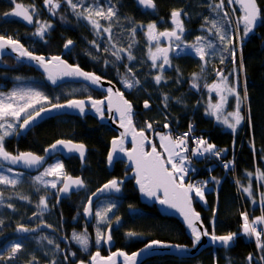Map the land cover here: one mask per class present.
Wrapping results in <instances>:
<instances>
[{
  "label": "snow or ice",
  "instance_id": "6c2138e0",
  "mask_svg": "<svg viewBox=\"0 0 264 264\" xmlns=\"http://www.w3.org/2000/svg\"><path fill=\"white\" fill-rule=\"evenodd\" d=\"M138 5L145 9H150L153 12L156 10L155 0H137ZM229 5H239L241 15L236 16L234 19L230 18V12L225 9V0H219V3H209L208 7L211 12L216 14V18L204 17V24L202 28L206 33L214 37L210 39L209 35H198L195 37L194 42L187 43L184 40L186 32L183 17L188 16V13L183 9H173L170 13L171 29L164 31L157 30L155 21L148 24L134 25L130 29V34L134 37L137 27L145 29V35L149 41L148 47V60L151 62V68L156 70L157 74L152 77L156 85H161L167 82V77L164 72L167 68H175L172 63V54H192L199 58L201 62V72L207 66L211 57L219 55L220 63H224L225 53H228L235 64L237 48H241V63L238 70L225 75L222 71L217 70V82L212 84H205L204 87L209 89V92H216L219 95L217 103H209L206 108V114L213 116L218 122L232 129L233 133L245 121L246 117L241 113V106L248 101L247 82L244 81L243 96H241V82L240 72L244 71L242 61V44L243 38L247 37L257 27L258 23L264 20L262 10L258 4V0H227ZM66 4L77 18L86 20L94 30L98 37L107 34V45L103 49L95 40L90 43L97 53H108L114 59L104 60L105 66L109 63L116 64L122 62L125 58L131 62L136 60L132 53L133 44L130 43L127 48L118 47L113 41V24L118 22V10L115 4L109 3L106 6L100 0H43L44 7L49 11L52 16H56L62 7ZM13 8L10 12L4 13L5 17H16L24 21L28 25H34L35 31L33 36L39 37L44 40L45 36L53 28V25L41 20L40 10L37 8L34 0L31 4H24L13 0ZM232 12L236 8L231 9ZM64 17L61 16L60 19ZM127 19V18H126ZM103 21L104 23H101ZM105 23L107 27H105ZM243 25L242 29L240 26ZM234 27L235 31H230V27ZM237 32H242V35L237 36ZM166 40L167 46H162L161 41ZM66 51H71L74 47V41L67 39L63 45ZM153 48L155 49L153 51ZM14 53L17 61L29 60L34 61L35 64L42 68L46 74L47 80L53 85L63 81L65 78H78L85 82L82 89L74 90L69 95L73 98L66 99L63 103L59 102V97H53L46 94L44 91L33 86H20L11 89L8 92L0 91V167L4 164L8 165H23L27 169L39 168L45 164V156L38 155L31 151L17 152L13 154L6 148L7 138L19 135L22 129H28L37 120L42 119L45 115L52 112H58L63 109H72L78 111L81 115L85 113L86 108L90 107L98 114L99 118H105V111H107L112 119L118 122L119 127L123 129L119 136L111 140V150L108 153L107 161L109 165L113 163L114 158L119 153H123L129 161L134 165V178L142 194L150 198H155L161 205H166L170 208L176 209L182 215L187 227L189 228L193 244L195 248L202 240V237H209L211 242L216 245L219 244L225 248H229L234 244L238 233L228 232L224 235H217L215 231L216 224V209H213V216L211 219L212 231L209 232L208 228L204 226L203 219L199 212H196L192 207L193 196L197 197L204 203H207L205 198V191L208 181L200 184L185 183V177L190 171L191 159L190 157H202L207 155L216 158L221 157L222 152L226 149H217L215 144L209 143L208 140L202 137L193 136V125H189V131L181 133L179 136L173 137L171 131L168 133H156L158 140L148 138L146 132L153 130L151 122H144L141 128L136 127V121L133 120V104L125 98L124 93L118 88L114 90L113 87L106 89L107 95L103 99H94L91 95L85 98H75V91L87 92L91 86L102 87L104 77L97 75L95 72L85 71L77 64H70L62 56L52 55L44 56L37 55L34 51L29 50L21 42L20 39L14 38L12 35L0 33V60L3 59L7 53ZM97 59L96 56L92 57ZM126 71L121 76V83L126 90H134L142 86V81L137 77L132 67L127 64L124 65ZM179 72V69H175ZM229 76H234L233 81H229ZM15 79L21 80V77ZM201 75L193 73L191 80V87L199 89ZM109 83H111L109 81ZM234 96L236 100L235 110L225 112V105L227 104L228 97ZM164 107L167 108L170 97L164 94L163 97ZM179 102V101H178ZM143 107L149 109L151 106L147 100L144 101ZM249 123V115L247 117ZM164 128H169L168 124L163 125ZM130 138L132 147L130 149L125 147L126 141ZM189 140H192L195 147L189 148ZM159 143V149L157 148ZM252 147L255 148L253 142ZM150 149V150H148ZM57 150L66 153H77L79 159L83 162L87 152V146L84 143H76L71 139H58L48 148L45 154L49 155ZM235 161L224 163L227 169L233 166ZM12 173L13 168L7 167L4 171H0V186H9L15 189L21 183L20 177L23 175L21 172H16L15 175H8ZM255 175L257 180L264 182V170L257 168L255 173L248 172L249 177L248 185L244 186L237 181L239 185L238 191H242L252 198V203L256 204L257 200L252 188L251 177ZM52 177V179H48ZM217 184L220 182L215 177L211 178ZM33 181L40 187L36 188V192L43 189H55L57 196V204L60 202V196H68L74 190H87V184L80 176L73 177L65 171V165L62 160H57L55 163L49 164L44 167L43 172L33 177ZM123 181L113 178L105 183L102 187L91 192L87 196V202L83 208V213L86 217L95 218L96 224V245L110 244L113 240L112 224L113 219L110 214L114 215V209L117 205L111 200H105L94 207V197H98L104 193L120 192ZM59 185V187H58ZM264 187V183L260 184ZM21 200L31 201L29 196H19ZM49 195H41L37 202V211L33 213L39 222L36 227H29L21 223L16 226L17 233H36L42 227L52 228L51 224H47L43 219L45 212L49 210ZM5 203V191L0 187V205ZM261 209V215L254 218L249 217L248 212L243 211L240 213L242 223L239 234L255 240L257 248L260 250L258 259L264 261V192L260 193L258 201ZM54 206V205H53ZM7 208L14 209L12 203L6 204ZM131 207V206H130ZM121 218L115 216V223L119 224ZM4 220L0 219V234H2V227ZM102 226L104 230H102ZM128 237L140 235L137 232L129 231L125 234ZM65 239H68L65 237ZM41 241L46 240L49 245H54L53 258L48 261V264H67L69 257L76 256L75 252H65L63 260L58 262L55 259V254L64 252L60 245L54 239L48 236H41ZM71 240L75 241L85 251L88 250L90 245V238L87 228L84 231L77 233L73 231ZM175 248L183 252L187 249L186 245L169 244L161 240H152L145 244L137 252L131 254L117 250L111 252L108 256H101L99 250L91 254L87 264H117L118 258L123 257V264H138V260L142 254L149 252L154 248ZM26 251L25 245L21 242L20 238L17 241L11 242L4 251L0 252V264H13L22 253ZM257 259L252 253L246 257L247 264H254ZM27 264H40L39 258L32 255ZM78 264H85V261L80 260ZM216 264V262H214Z\"/></svg>",
  "mask_w": 264,
  "mask_h": 264
},
{
  "label": "trees",
  "instance_id": "16d2710c",
  "mask_svg": "<svg viewBox=\"0 0 264 264\" xmlns=\"http://www.w3.org/2000/svg\"><path fill=\"white\" fill-rule=\"evenodd\" d=\"M17 2L28 5L33 3V0H17ZM34 2L38 6L43 5V0H34ZM111 2L115 5L130 6V9L118 10L120 25L123 24L122 19H124L123 27L125 29L118 27L115 29L117 38L122 40L120 47L127 48L130 43L133 44L132 53L136 57V60L129 62L125 58L122 62L109 64L108 67L101 62L92 66L91 58L88 57L86 60L84 57H80V54L73 56L71 62L78 63L85 69L95 71L104 77L115 80L121 89L123 88L119 81H117L118 70L125 72L124 65L127 64L133 68L137 77L142 81V86L134 90L125 91L123 89L126 97L137 108L135 117L137 128L143 127L144 122L147 121L153 124V130H157L156 133L158 131L169 130L174 135L175 133L187 131L189 125H193L194 134H202L210 143L215 144L217 149H226V151L222 152V158H213L207 154L202 157H192L190 165L191 177L194 176L197 180H207L209 185V189L205 193L207 203L201 202L195 196L194 201L196 209L202 214L203 221L209 232L212 231L211 219L213 209H216V234L238 233L234 244L229 248L209 247L204 249L199 255L189 258L162 255L151 258L144 264H214V262L216 264H247L246 257L249 253L257 257L254 264H264V261L258 259L260 250L257 248L255 241L239 234L242 223L240 213L243 211L248 212L251 219L260 216L262 214L261 209L254 207L252 199L242 191H238L239 185L237 182H233L237 178V181L241 184L244 182V185H246L249 178L247 176L248 172L255 173L257 168L264 170V20L259 23L255 34L251 35L247 40H245V37L243 39L242 61L244 71L240 73L242 79L247 82L248 92V101L245 107L243 106V111L248 117L250 107L251 121L249 123L248 119H246L245 126L233 133L232 130L218 124V121L214 117H209L206 114L205 108L199 105L201 100L200 90L191 87L192 74L201 72V62L198 57L191 54L175 57L173 59L174 66H178L179 72L174 70L168 75L166 83L156 85L152 79L156 73L154 74L155 70L151 68V62L147 56L148 47L142 46L139 48L140 45L135 43L138 37L136 35L133 37L130 34V29L134 25L144 24L151 20L163 18L166 24L162 26H170L171 11L183 8L190 16L184 23L186 29L184 37L186 36L187 40H193L196 36L205 32L202 28L204 24L202 14L204 11L206 13L209 12L207 5L210 3V0H155L157 5L155 12L139 6L136 0H111ZM214 2L219 3V0H214ZM258 4L262 10V15H264V0H258ZM13 6V0H0V14L9 11V8H13ZM2 7L4 8L2 9ZM225 9L228 10L227 0H225ZM235 17L236 14L232 12L230 18L234 19ZM17 21L19 20L14 17L4 20V17L0 16V27L4 25L2 29H5L6 25H8L7 22H15L14 27H18ZM70 27L74 29V31H70L75 32H67L69 36L74 35V50H78L80 46L89 45L93 40L94 32L90 26L87 27L84 24L77 23L72 24ZM126 29L129 31V35L124 38L123 32ZM62 39L65 40V38ZM59 48L60 45L57 47V43L53 42L51 45H43L40 48L38 44L35 51L38 54H55L54 52H58ZM93 52L95 51L93 50ZM82 56H84L83 53ZM112 59L114 58L112 57ZM230 63H232V60ZM240 63L241 55H236V61L235 64L233 63V66H239ZM228 66L229 64H224V67ZM24 68L19 69L17 73L13 71L9 73L10 69H0V81H2V85L4 86V88L0 89H7L14 84V80L7 84V79L16 76L28 79L32 76L34 78H41L40 89L50 95H55V90L43 78L44 75L37 70ZM206 70V67H204L203 72ZM164 94L170 97L167 108L163 104L162 97ZM68 98V95L62 96L61 101H65ZM145 100L151 106L149 109L143 107ZM164 124H168L169 128H164ZM37 128L35 132L37 135L33 137L36 138L37 136V144L21 143V140L20 142L17 141V143H20L21 147L36 150L40 145L47 146L58 139L65 138L83 141L93 148L91 149V156L87 161V167L83 171L84 178L88 183L87 190L63 202L62 208L64 207V214L62 213V209H60L61 206L55 205L58 218L52 220L53 223H50L54 227V224H64L68 231L72 230L71 233L73 231L78 232L80 231V223L83 220L82 212L85 207V205L82 207V203L87 200V196L107 181L116 177L125 178L130 174L126 164L122 162L117 163L113 171L108 169L106 153L110 137L115 132L108 126L99 124L97 121L91 122L86 119L72 118L71 116H59L47 119L39 124ZM152 131L147 133L150 135ZM155 139L157 140L156 136ZM15 141L16 139L13 138L8 139V148L12 149ZM11 142L13 146H11ZM253 142L255 148L252 147ZM157 147H160L158 142ZM237 151L238 154L236 155ZM222 160H226L227 162L235 161V163L226 169ZM68 172L77 175L79 174V169L77 167H68ZM27 176L29 177L30 175L27 174ZM210 177H215L220 183L217 184L212 179L209 180ZM27 179L30 181V178ZM261 183L264 182L253 179L254 191H264V187H260ZM33 187H36V185ZM33 187H31L32 190L35 189ZM17 189L19 190L20 188ZM121 189L113 222L115 221V216H119L121 220L119 224L114 222L115 224L112 226V236L115 239L117 248H123L128 252H132L152 240H162L184 245L192 244V240L187 235L184 225L177 218L164 216L159 212L155 204L143 203L141 201L139 193L134 187L133 179L123 182ZM34 193L36 196H39L41 191L39 193L35 191ZM20 195L23 196V194H15L16 198H13V200L21 202L25 206L18 204L15 210H10L7 216V219L12 221L14 225L21 223L19 217L23 213L31 214L37 211V204L23 202L19 199ZM129 231L137 232L140 235L128 237L125 234ZM24 242L27 250L20 255L18 260L27 263V260L32 255H35L39 258L40 264H48V261L53 258V255L50 256L49 253L45 254L41 247L36 249L32 246V242ZM58 244L60 245L61 243L58 242ZM62 246L64 247L63 250L67 253H76V256L69 257L68 261L72 264L78 263L80 260L87 263L91 254L97 249H102L103 253L106 252L104 245L99 248L90 246L89 252L81 251L75 244H71V247L69 246L68 248L66 244H62ZM63 256L64 253L60 252L55 256V259L58 257L62 261ZM14 264H19V262Z\"/></svg>",
  "mask_w": 264,
  "mask_h": 264
},
{
  "label": "rangeland",
  "instance_id": "374dc122",
  "mask_svg": "<svg viewBox=\"0 0 264 264\" xmlns=\"http://www.w3.org/2000/svg\"><path fill=\"white\" fill-rule=\"evenodd\" d=\"M100 2L101 3H104L106 6L108 5V3H109V0H100ZM214 2V0H210V3H213ZM110 3H112L111 2V0H110ZM215 3H218V2H215ZM113 4V3H112ZM42 6H44V5H42ZM62 6H67L66 4H62ZM119 5H116V8L118 7ZM233 7H235L236 8V11L234 12V14H236V16H239V15H241V12H240V10H239V5L237 4V5H234ZM207 8L209 9V7H208V5H207ZM118 10V9H117ZM60 17L61 16H59V21L60 22H63L64 21V18L63 19H60ZM204 17H209V18H216V14L215 13H213V12H211V10L209 9V12H203V14H202V18H204ZM190 18V16L188 15V16H186V17H183V19H184V23H185V20L186 19H189ZM170 19H171V17H170ZM81 20H83L82 18H81ZM123 20V24H121L120 25V19H119V15H118V22L117 23H114L113 24V41L117 44V46L118 47H120L121 46V42H122V40L120 39H118L117 38V34H116V29L115 28H122V29H125V27H123V25H124V19H122ZM153 21H155L156 22V24H157V30H165V29H168V28H170L171 26H172V24H171V21H170V26H165V27H163L162 25L163 24H166V21H165V19H163V18H161L160 20H153ZM84 24L85 26H89V23H86V21L85 22H81V21H78V24ZM101 23H104L103 21H101ZM203 23H204V19H203ZM77 24V23H76ZM91 27V26H90ZM105 27H107V24L105 23ZM230 27V31H235V29L232 27V26H229ZM242 27H243V25H241L240 26V28L242 29ZM60 29V28H59ZM91 29H92V27H91ZM93 30V29H92ZM145 29H143V28H139V27H137V31H136V36L138 37V39L136 40V42L135 43H138L140 46H139V48L140 47H142V46H145V47H149V41H148V39H147V36L145 35ZM93 32H94V30H93ZM188 33V32H187ZM129 35V31L126 29L124 32H123V37L125 38V37H127ZM187 35V34H186ZM201 35H209L208 33H206V32H203ZM236 35L237 36H240V35H242V32H237L236 33ZM209 38L210 39H214V37H212L211 35H209ZM244 39V38H243ZM96 41L97 43H99L100 44V46H101V49H103L105 46H108L107 45V34H104L102 37H98L96 34H95V32H94V37H93V40L92 41ZM184 40L187 42V43H192V42H194V40H195V38L193 39V40H187L186 39V36L184 37ZM162 45V44H161ZM88 46V47H87ZM87 46H80V48L78 49V50H74L73 51V53H71V55H70V57L72 58L73 56H76V55H80V57H84L86 60H87V58L88 57H90L91 58V62H92V66L93 65H96V64H99L100 62L103 64V65H105L104 64V60H111L112 59V57L108 54V53H97L96 52V50L94 49V47L92 46V44L90 43L89 45H87ZM93 50L95 51V52H93ZM155 49L153 48V51H154ZM240 50H241V48L240 47H238L237 48V54L236 55H241V53H240ZM78 51V52H77ZM82 53H83V55L84 56H82ZM190 54V53H189ZM181 55H185V54H180V55H176L175 53H173L172 54V63H173V65H174V61H173V59L175 58V57H178V56H181ZM192 55V54H191ZM225 56H227L228 58L227 59H225V61H224V63H220V57H219V55H217V56H215V57H211L210 58V60H209V63L207 64V66H205L206 67V71L205 72H196V73H199L200 75H201V79H200V84H201V87L198 89V90H200V93H201V100H200V103H199V105L201 106V107H203V108H205V110H206V108H207V105L209 104V103H217L218 102V97H219V95L216 93V92H209V89L208 88H206V87H204V85L205 84H212V83H214V82H217V80H218V78H217V75H216V72H217V70H220V71H222L225 75H227L228 73H232V72H234V70H238L239 69V67H240V65L239 66H237V65H234L233 66V62L232 63H230V61L232 60L231 59V57H230V55L228 54V53H225L224 54ZM93 56H96L97 57V59H93L92 57ZM109 64H111V63H109ZM109 64L107 65V67L109 66ZM224 64H229V66L228 67H224ZM178 68V66H175V68H167L166 67V70H165V72H164V75L166 76V77H168V75L169 74H171L175 69H177ZM119 71V73H118V78H117V81H119V83L121 84V86H122V88L125 90V91H130V90H126L125 88H124V86H123V84L121 83V76L124 74V72L123 71H121V70H118ZM134 71V70H133ZM18 71H16V73H17ZM157 74V72H156V70L154 71V74ZM43 75V74H42ZM214 75V76H213ZM17 77H21L22 79L21 80H17V79H15L16 77H13V78H11L12 80H14L15 82H14V84L12 85V86H9L7 89H0V91H3V92H8V91H10L11 89H13V88H15V87H20V86H25V87H27V86H33V87H37V88H39V84L41 83V78H34V77H29L28 79H25V78H23L22 76H17ZM44 79H45V77H43ZM235 79V77L234 76H229V81L231 82V81H233ZM12 82V81H11ZM240 82H241V88H240V91H241V96H243V85H244V80L242 79V77H241V73H240ZM65 85H67V84H65ZM65 85H63L62 87H60V88H58V89H54L55 90V95L54 94H52V95H50V94H48V93H46V94H48L49 96H53V97H59L60 98V100H59V102L61 101V98H62V96H65V95H68L69 96V98H71L72 97V95H69V93H72L74 90H77V89H82L81 87L79 88V86H75V85H72V84H68L67 86H65ZM40 89V88H39ZM42 90V89H41ZM43 91V90H42ZM79 91H75V93L74 94H76V93H78ZM235 104H236V100H235V97L234 96H229L228 97V101H227V104L225 105V109H224V111L225 112H231V111H234L235 110ZM246 104V103H245ZM245 104H242V106H241V113L243 114V115H245V117H246V119H247V115L244 113V111H243V106L245 107ZM209 117H213V116H211V115H208ZM246 119H245V121L244 122H242L241 123V125L237 128V130L236 131H238V130H240V128L241 127H244L245 126V124H246ZM218 124H220V125H222L224 128H228L227 126H225V125H223L222 123H220V122H218ZM230 129V128H229ZM232 130V129H231ZM235 131V132H236ZM169 132V130H167V131H158L157 133H168ZM173 137H174V135H173ZM10 138V137H9ZM11 138H13V139H15V136H11ZM157 140H158V137H157ZM213 144V143H212ZM55 163V162H54ZM49 164H51V163H48L45 167H47ZM7 167H9V166H7L6 164H4L3 165V167H0V171H4ZM43 170H44V168H43ZM43 170H41L42 172H43ZM41 171H40V173H41ZM16 172H20V171H17V170H15V169H13V172L12 173H7L6 172V174H8V175H15V173ZM21 173H23V172H21ZM37 175H39V174H36L35 176H37ZM35 176H27V175H25L24 173H23V175L20 177V180H21V183L19 184V185H17V187L15 188V189H12L11 187H9V186H0V187H3L4 188V191H5V203H4V205H0V219H3L4 220V225H3V227H2V234H0V239H1V241H2V246H0V252H2V251H4V249L5 248H7V246L11 243V242H13V241H17V239L18 238H20V240H21V242H23L24 243V245H26L25 244V242L24 241H26V242H32L33 243V245L32 246H34L36 249H39L40 247L44 250V252H45V254L46 253H49L50 254V256H52L53 255V249H54V245H49L48 243H47V241L46 240H44V241H41L40 240V237L41 236H48L49 238H51V239H53V237H54V235H52V234H49L48 232H46V231H44V232H41L39 235H35V236H28L27 238H22V236H20V234H18V233H16V231H15V227H10V226H7L6 227V216H5V209L7 208L6 207V204L7 203H12L13 205H14V209H12L11 208V210H15V208H16V206L18 205V204H21L22 206H25L24 204H22L21 202H17L16 200H13V199H11L12 197H13V195H19V194H25V192H23V190H22V186L24 185V184H26V186L27 187H33L34 185H36L35 183H34V181H33V177H35ZM27 178H30V181H28V179ZM48 179H52V177H48ZM251 181H252V188H253V179H256L257 180V178H256V176L255 175H253L251 178ZM196 180V179H195ZM194 180V184H200V183H202V182H204V181H207V180H204V179H202V180H200L199 179V181H195ZM209 180H211V177L209 178ZM248 181H249V178L247 179V184L246 185H244V182H243V185L244 186H247L248 185ZM258 181V180H257ZM241 184V183H240ZM36 187H40L39 185H36ZM58 187H59V185H58ZM17 188H20L19 190L17 189ZM17 189V190H16ZM208 189H209V185L207 184V188H206V191H205V193L208 191ZM14 191H15V193H14ZM56 190L55 189H51V188H48V189H43L42 187H41V192H45L47 195H51L53 192H55ZM253 192H254V194H255V198H256V200H257V203L256 204H253L254 205V207H259L260 208V205H259V203H258V201H259V198H260V193L261 192H264V191H254V189H253ZM196 199H198L197 197H195ZM252 199V198H251ZM105 200H111V201H113V202H115L116 203V205H118V202H119V200L116 198V197H107V198H103V199H100L99 201H97V203H96V205H95V207L96 206H98V204L100 203V202H102V201H105ZM198 200H200V199H198ZM201 201V200H200ZM201 202H203V201H201ZM204 203V202H203ZM83 205H82V207L85 205V201L82 203ZM115 210L116 209H114V212H115ZM83 213V212H82ZM28 215V214H27ZM111 216H112V219L114 218V215L113 214H110ZM114 220V219H113ZM96 224H97V222H96V220H95V218L93 219V221L89 224V227H86V222H85V219H84V216H83V220L81 221V223H80V231H78L77 233H81V232H83L84 231V229H85V227L87 228V231H88V233H89V238H90V245H89V248H88V250L87 251H85V250H83L82 248H81V246L80 245H78L75 241H73V240H71V237H70V241H71V243L72 244H75L76 246H78L79 247V249H81V251H83V252H89V250H90V246L92 247H96V248H99V247H102L104 244L102 243L101 245H96V243H95V235H96ZM115 223L113 222V224H112V226L114 225ZM102 230H104V228H103V226H102ZM17 234V235H16ZM72 236V235H71ZM252 239V238H251ZM61 248V247H60ZM62 249V248H61ZM60 253V252H59ZM58 253H56L55 254V256L57 255ZM57 259V261L58 262H60V259L57 257L56 258ZM16 262H19V264H21L20 263V261L17 259L16 261H14L13 262V264L14 263H16ZM27 264V263H26Z\"/></svg>",
  "mask_w": 264,
  "mask_h": 264
},
{
  "label": "flooded vegetation",
  "instance_id": "af4514ba",
  "mask_svg": "<svg viewBox=\"0 0 264 264\" xmlns=\"http://www.w3.org/2000/svg\"><path fill=\"white\" fill-rule=\"evenodd\" d=\"M37 6V8L40 10V19L41 20H44V21H48V22H50L52 25H53V28L49 31V33L45 36V38H44V40H41L39 37H37V36H33L32 35V33L35 31V26L34 25H28V24H26L24 21H22V20H20V19H17L16 17H14V18H16L17 20H19V21H17L18 22V24H19V26L18 27H14V25H15V22H7L8 23V25H6V27H5V29H2V27L4 26H2V27H0V33H3V34H7V35H12L14 38H18V39H20L23 43H24V45L27 47V48H29V50H31V51H34L35 53H36V51H35V49H36V46L39 44V48L41 47V46H43V45H51L53 42H56L57 43V47L60 45V48H59V50H58V52H54L55 54H53V55H59V54H61L62 53V51H63V49H64V47H63V45H64V43H65V41L67 40V39H72L73 40V37H74V35L73 36H69L68 35V33L67 32H71L70 30H73L74 31V29H72L70 26L72 25V24H76V23H78V21H81V22H85L86 20H81V18H77L76 17V15L71 11V9L68 7V6H62L61 7V9L59 10V12H58V14L56 15V16H52L50 13H49V11L44 7V6H38V5H36ZM4 7H2V9H3ZM10 10L9 11H7V12H10L11 10H12V8H9ZM117 9L118 10H122V9H130L129 7H127L126 5L124 6V5H119L118 7H117ZM4 13H6V12H3V13H1L0 14V16H3L4 17V20L5 19H10L11 18V16H9V17H5L4 16ZM59 16H63L64 17V21L63 22H60L59 21ZM150 22H153V20H151V21H148L147 23H144L145 25L146 24H148V23H150ZM86 23H88L87 21H86ZM89 26H91L90 24H89ZM173 27V25L170 27V28H168V29H171ZM59 28H60V30H59ZM158 31H163V30H158ZM71 33H75V32H71ZM61 37V38H60ZM62 38H65V40H63ZM76 40V39H75ZM74 41V40H73ZM161 44H162V46H164L165 44H166V41L165 40H162L161 41ZM74 48H75V44H74V47L71 49V51H68L65 55H64V57L67 59V60H69L70 62H71V57H70V55H71V53H72V51L74 50ZM71 52V53H70ZM2 62H4V63H7L9 66L7 67V68H2V67H0V69H10L9 70V73H11L12 71L13 72H16V71H19V69H25L24 67H26V68H28V69H34V68H32V67H29V66H26V65H23V63H20V62H17V61H15L14 59H12L11 57H5V58H3L2 59ZM73 63V62H72ZM75 64V63H74ZM80 65V64H79ZM34 70H36V69H34ZM88 70V69H87ZM99 74V73H98ZM101 75V74H100ZM101 76H103V75H101ZM17 77V76H16ZM104 77V76H103ZM105 78H107V77H105ZM107 79H110V78H107ZM110 80H112V81H114V82H116L115 80H113V79H110ZM10 81H12V79L10 78V79H7V84L10 82ZM117 83V82H116ZM0 88H4V86L2 85V81H0ZM67 84V83H66ZM68 84H72V85H75V86H79V88L81 87V88H83V84L84 83H74V82H70V83H68ZM63 85H65V84H63ZM63 85H60L59 87H56V88H53V89H58V88H60V87H62ZM118 85V84H117ZM75 95V98H80V99H83V98H85L87 95H91L94 99H103L106 95H107V93L106 92H104L103 90H101V89H99V90H95V89H93V88H91V87H89L88 88V90H87V92H84V91H79L78 93H76V94H74ZM71 98H73V96L71 97ZM60 102H64V101H60ZM133 103V102H132ZM135 107V106H134ZM135 110H136V112H135V115H134V121H135V117H136V114H137V108L135 107ZM61 116H71L72 118H79V119H86V120H88V121H91V122H94V121H97L99 124H101L99 121H98V119H97V117H95V116H92V115H85L84 117H80V116H77V115H61ZM105 116H108V113L107 112H105ZM57 117H59V116H57ZM53 118H56V117H53ZM101 125H103V126H107V125H104V124H101ZM39 126V125H38ZM38 126H35V127H33V128H31L24 136H21V137H17V135H14L15 136V139H16V141H15V143H14V147H12V149H10V148H8V146H7V141H8V139H10V138H7V141H6V148H7V150L8 151H10V152H13V153H17V152H26V151H31V152H34V153H36V154H39V155H42V154H44V150L46 149V148H48L51 144H49V145H47V146H38L37 147V149L36 150H33V149H30V148H24V147H21L20 146V143H17V141L18 142H20V140H21V143L22 142H24V143H27V144H32V145H35V144H37L38 143V139H37V136H36V138H33L35 135H37L35 132H36V130L38 129L37 127ZM109 127V126H108ZM109 128H111V127H109ZM112 129V128H111ZM113 130V129H112ZM33 131V132H32ZM114 131V130H113ZM115 132V131H114ZM114 136H116V132L110 137V141H111V139L114 137ZM61 139H65V138H61ZM72 140V139H71ZM74 142H77V143H81V141H75V140H73ZM14 142V141H13ZM54 143V142H53ZM52 143V144H53ZM82 143H84L86 146H87V159H86V162H85V166L83 167V168H81L82 167V164H81V160L79 159V157L78 156H76V155H73V154H70V155H67L66 157H64V156H62V155H56L55 157H53L52 159H50L48 162H47V164L48 163H54V162H56L57 160H62L63 161V163H64V165H65V171L69 174V175H73V174H70L69 172H68V167H71V168H78L79 169V174L82 172V174H83V171L86 169V167H87V161H88V159H89V157L91 156V149H93V148H91V147H89L85 142H83L82 141ZM109 145H110V143H109ZM11 146H13L12 145V142H11ZM130 147V146H129ZM108 151H109V147H108V150H107V153H106V162L108 163V161H107V156H108ZM96 161H97V159H95ZM117 163H119V162H117ZM116 163V164H117ZM122 163H124V162H122ZM46 164V165H47ZM116 164H114V168H115V166H116ZM45 165V166H46ZM44 166V167H45ZM82 169V170H81ZM15 170H17V171H20V172H23L25 175H30V176H35L36 174H40V171L39 172H37V173H34V174H30V173H28V172H25V171H23V170H19V169H15ZM43 170V169H42ZM74 171V170H73ZM111 171H113V170H111ZM42 172V171H41ZM79 174H77V175H79ZM77 175H75V176H77ZM83 177H84V175H83ZM116 178H119V177H116ZM85 179V178H84ZM86 181V180H85ZM87 183V182H86ZM87 186H88V183H87ZM33 188H35V189H33L32 190V188L31 187H27L26 186V184H24L23 186H22V190H23V192H25V194H23V196H29L30 198H31V201L29 202L28 200H22L23 202H25V203H30V204H37V202H38V200H39V197L41 196V194L42 195H45L46 193L45 192H41V194L39 195V196H36V194L34 193L35 191H36V188L37 187H33ZM99 188V187H98ZM85 191V190H84ZM121 191H122V189H121ZM83 192V191H82ZM82 192H80V193H82ZM94 192V191H93ZM80 193H76V194H72V195H70V196H67V197H64L58 204H57V202H56V200H57V196H56V191L55 192H53L51 195H49V197H50V199H49V201H48V203H49V210L47 211V212H45L44 214H45V216L43 215V220L47 223V224H50V223H53L52 222V220H54V219H57L58 218V212H57V210L55 209V205H57L58 207H60V209H62V213L64 214V207L62 208V205H63V202H65V201H68L71 197H73V196H76V195H78V194H80ZM35 194V195H34ZM48 194V193H47ZM91 194V193H90ZM89 194V195H90ZM121 195V192H120V194L119 195H110V196H107V197H116L117 199H118V197ZM21 196V195H20ZM107 197H103V198H107ZM13 198H16L15 197V195H13V197L11 198V199H13ZM103 198H101V199H103ZM100 200V199H99ZM99 200H97V201H99ZM97 201L95 202V204H94V207H95V205H96V203H97ZM86 202H87V200H85V205H86ZM54 205V206H53ZM10 210H11V208H6V211H5V216H6V227L7 226H12V227H15L16 228V226L18 225V224H21V223H23V224H25L26 226H29V227H36V224L39 222V220L36 218V217H33V213H31V214H28L27 215V213H23L22 215H20V221H21V223H16V225H14L13 224V222L12 221H9L8 219H7V216H8V214H9V212H10ZM59 213H61V212H59ZM83 216H84V219H85V222H86V227H89V224L91 223V222H88L87 220H86V218H85V215H84V213H83ZM26 220H25V219ZM52 225V224H51ZM55 225V227L53 226L52 228H53V230H51V231H48V230H41V231H39L38 233H30V234H22V233H18V234H20V236H22V238H24V237H28V236H35V235H39L41 232H44V231H46V232H48L49 234H52V235H54V237H53V239L55 240V242L56 243H58V242H60L61 244H60V247H61V245L62 244H66V242H63V240H61V238L62 237H67L68 239H67V241H68V244H66V245H68L67 246V248L70 246L71 247V241H70V237H71V235H72V233H71V231H68L67 230V228H66V226L64 225V224H62V225H57V224H54ZM17 233V232H16ZM71 233V234H70ZM17 235V234H16ZM0 246H2V241H1V239H0ZM104 247H105V244H104ZM62 249L64 248L63 246L61 247ZM117 248V247H116ZM106 249V248H105ZM27 250V249H26ZM97 250H102V249H97ZM96 251V250H95ZM94 251V252H95ZM102 252V251H101ZM103 253V252H102ZM103 254H109V252L106 250V252L105 253H103ZM20 261V263L21 264H26V262H23L22 260H19ZM69 262V261H68ZM70 263V262H69ZM86 263V262H85ZM70 264H72V263H70ZM75 264H77V263H75Z\"/></svg>",
  "mask_w": 264,
  "mask_h": 264
},
{
  "label": "water",
  "instance_id": "95a60500",
  "mask_svg": "<svg viewBox=\"0 0 264 264\" xmlns=\"http://www.w3.org/2000/svg\"><path fill=\"white\" fill-rule=\"evenodd\" d=\"M137 1V0H136ZM140 6V5H139ZM145 9V8H144ZM146 10H149V11H152L150 9H146ZM260 23V22H259ZM259 23L257 25V27L255 28V30L250 33L247 37H245V40H247L251 35L255 34L256 33V30L259 26ZM166 41V40H165ZM22 42V41H21ZM23 43V42H22ZM24 44V43H23ZM74 44H75V41H74ZM164 46H167V41H166V44ZM26 47V46H25ZM68 51H66L65 49H63L62 53L59 54V56H62L65 60H67L64 55L67 53ZM37 55H44V56H52L53 54H38L36 53ZM5 57H11L12 59H14L15 61L16 58H15V54L14 53H10V52H7L3 58ZM70 64H74L72 62H70L69 60H67ZM17 62H20V63H23L29 67H32L34 69H36L37 71H39L41 74L44 75L45 77V80L46 82L53 88H56V87H59L60 85H63V84H66V83H70V82H74V83H85L83 82L82 80L78 79V78H65L63 81H60L58 82L57 85H53L51 84L50 81L47 80V77H46V74L44 73L43 69L38 67L34 61H29V60H22V61H17ZM9 65L7 63H4L2 62V60H0V67L2 68H7ZM83 68V67H81ZM85 71H91V72H95V71H92V70H87L85 68H83ZM97 75H100L98 74L97 72H95ZM101 76V75H100ZM103 77V76H102ZM109 81L111 83H109ZM114 86V90L115 89H119L120 91H122L124 93V96L126 99H128L126 97V94L125 92L123 91V89H121L116 82L110 80V79H107L104 77V83H103V86L102 87H96V86H91V88L95 89V90H103L104 92H106V89L108 87H113ZM107 93V92H106ZM129 100V99H128ZM130 101V100H129ZM218 101H219V97H218ZM63 103V102H61ZM107 112V111H105ZM135 107L133 105V113L135 115ZM108 113V112H107ZM92 115V116H95L97 117L98 121L101 123V124H104V125H107L109 127H111L115 132H116V136L114 137H117L120 135V133L123 131V129H121L119 127V124L118 122L114 121L112 119V116L108 113V116H105V118L103 120H101L98 116L97 113H95V111L93 109H91L90 107L86 108L85 110V113L83 115H81L78 111L76 110H72V109H63V110H59L58 112H52V113H48L47 115H45L42 119H39L37 120L33 125L30 126V128L28 129H22L19 131V135H17V137H21V136H24L31 128L35 127V126H38L39 124H41L43 121L47 120V119H50V118H53V117H57V116H61V115H77V116H80V117H84L85 115ZM134 115H133V120H134ZM216 120V119H215ZM217 121V120H216ZM137 127V126H136ZM157 130H153L152 133L149 135L147 132L146 134L148 135V138L150 140L152 139H155V133H156ZM113 137V138H114ZM112 138V139H113ZM111 139V140H112ZM77 143V142H76ZM130 146V147H129ZM125 147L130 149L132 147V144H131V141H130V138L126 141L125 143ZM158 148V147H157ZM159 149V148H158ZM111 150V141H110V145H109V151ZM150 150V149H148ZM88 151V150H87ZM108 151V153H109ZM15 154V153H13ZM70 154H73V155H76L78 156L77 153H66L64 151H61V150H57L49 155H46L45 152L44 154H42V156H45V164L42 166V167H39V168H31V169H27L25 168L23 165H8L6 164L7 166L9 167H12L13 169H19V170H23L25 172H28L30 174H34V173H37L39 171H41L44 166L47 164V162L52 159L53 157H55L56 155H62L64 157H66L67 155H70ZM39 155V154H38ZM79 157V156H78ZM86 159H87V152H86V156H85V159L84 161L82 162L81 161V164H82V167L83 168L85 166V162H86ZM117 162H124L126 164V167L127 169L130 171V174H128L125 178H116V179H119V180H122L123 182L129 180V179H133V182H134V187L137 189L138 193H139V197L141 199V201L143 203H151V204H155L159 210V212L164 215V216H173L175 218H177L185 227V230H186V233L187 235L190 237V239L192 240V244H193V238H192V234L189 230V228L187 227V224L185 222V220L183 219L182 215L179 213L178 210L176 209H173V208H170L166 205H161L155 198H150V197H147L146 195L142 194L139 190V187L136 183V180L134 178L135 174H134V171H133V168H134V165L131 161H129L127 159V157L123 154V153H119L117 154V156L114 158L113 160V163L111 165H109V163H107V166H108V169L109 170H113L114 169V164H116ZM82 170V169H81ZM73 177H76L75 175H71ZM77 176H80L81 178L84 179L83 177V174L82 172L77 175ZM195 179L194 176L191 177V179L188 181V183H192L193 180ZM85 180V179H84ZM86 182V181H85ZM108 182V181H107ZM106 182V183H107ZM87 184V183H86ZM105 184V183H104ZM104 184H102L100 187H102ZM99 187V188H100ZM98 189V188H97ZM84 191L83 189L81 190H74L70 195L72 194H76V193H80ZM96 191V190H95ZM121 192V191H120ZM120 192L116 193V192H112V193H104V194H101L99 195L98 197H94L93 200H94V204L97 200L103 198V197H107V196H110V195H119ZM68 195V196H70ZM64 197H67V196H60L59 198V201H61ZM192 207L195 209L196 212H199L197 209H196V206H195V201H194V196H193V203H192ZM200 213V212H199ZM85 215V214H84ZM201 215V218H202V214L200 213ZM86 220L88 222H92L93 221V217H86ZM203 219V218H202ZM204 222V221H203ZM204 226H206V224L204 223ZM41 230H48V231H51L53 230V228H47V227H42L41 229H39L36 233H38L39 231ZM22 234H30V233H22ZM61 240H63V242H66V244H68V241L67 239H65V237H62ZM162 241V240H161ZM151 242V241H150ZM166 242V241H165ZM149 243V242H148ZM169 244H179V243H173V242H167ZM147 244V243H146ZM192 244L191 245H186L187 246V249L184 250L183 252H181L180 250H177L175 248H154L152 250H150L149 252H146L144 254L141 255V257L139 258L138 260V264H144L146 261H148L149 259L151 258H154V257H157V256H162V255H171V256H175L177 258H189V257H195L197 255H199L204 249L206 248H209V247H223V246H220L219 244H216L214 245L210 238L205 236V237H202V240L201 242L195 247L193 248L192 247ZM180 245H184V244H180ZM145 245H143L142 247H140L139 249L135 250V251H132V252H128L126 251L125 249L123 248H116V242H115V239L113 238L112 242L110 244H105V248L106 250L109 252V254H103L100 250V253H101V256H108L110 255L111 252H115L117 250H122V251H125L129 254L133 253V252H137L139 251L141 248H143ZM97 251V250H96ZM95 251V252H96ZM66 251H64L63 253L65 254ZM94 252V253H95ZM67 264H70L68 261H67ZM78 264V263H77ZM87 264V263H85ZM117 264H123V257H119L118 258V261H117Z\"/></svg>",
  "mask_w": 264,
  "mask_h": 264
},
{
  "label": "built area",
  "instance_id": "2783aa9c",
  "mask_svg": "<svg viewBox=\"0 0 264 264\" xmlns=\"http://www.w3.org/2000/svg\"><path fill=\"white\" fill-rule=\"evenodd\" d=\"M232 8H233V5H229V4H228V11L230 12V15H231V16H232V11H231ZM233 13H234V12H233ZM188 131H189V129H188L187 131H182L181 133L188 132ZM181 133H176V134L174 135V137L179 136ZM193 136H194V137H202V138H204L202 134H194V133H193ZM194 147H195V145H194L193 141H192V140H189V148L191 149V148H194ZM210 156H211V155H210ZM211 157L216 158V157H214V156H211ZM219 158H222V155H221V157H219ZM190 159H191V157H190ZM226 162H227L226 160H222V163H223V164L226 163ZM189 176H190V171H189L188 175L185 177V183L188 181ZM233 182H237V178H235V179L233 180Z\"/></svg>",
  "mask_w": 264,
  "mask_h": 264
},
{
  "label": "bare ground",
  "instance_id": "6f19581e",
  "mask_svg": "<svg viewBox=\"0 0 264 264\" xmlns=\"http://www.w3.org/2000/svg\"><path fill=\"white\" fill-rule=\"evenodd\" d=\"M127 7H130V6H128V5H126ZM138 13V12H137ZM60 30V29H59ZM238 154V151H237V153H236V155Z\"/></svg>",
  "mask_w": 264,
  "mask_h": 264
},
{
  "label": "crops",
  "instance_id": "0c3cea01",
  "mask_svg": "<svg viewBox=\"0 0 264 264\" xmlns=\"http://www.w3.org/2000/svg\"><path fill=\"white\" fill-rule=\"evenodd\" d=\"M227 129H229V128H227ZM231 130V129H230Z\"/></svg>",
  "mask_w": 264,
  "mask_h": 264
}]
</instances>
